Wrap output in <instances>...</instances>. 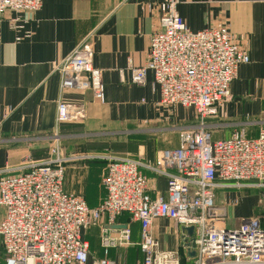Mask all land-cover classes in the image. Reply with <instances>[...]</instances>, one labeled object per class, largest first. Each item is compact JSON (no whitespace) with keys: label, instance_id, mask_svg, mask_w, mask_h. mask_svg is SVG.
Segmentation results:
<instances>
[{"label":"built area","instance_id":"built-area-1","mask_svg":"<svg viewBox=\"0 0 264 264\" xmlns=\"http://www.w3.org/2000/svg\"><path fill=\"white\" fill-rule=\"evenodd\" d=\"M179 3L161 0L147 5L158 13L157 28L150 35L146 62L131 69V82L143 86L150 72L160 104L190 108L199 123L182 130L179 146L160 152L154 164L111 154L66 155L54 139L47 162H29L15 175L0 170L4 264H116L107 257L108 251L132 245L127 226L108 229L122 214L139 224L136 246L141 264H181L183 256L191 264H264V228L258 218L227 229L222 218L209 216L217 209L215 190L224 184L264 190V131L256 138L241 130L229 139L212 141L204 123L230 100V84L249 56L225 27L190 31L177 12ZM41 7L42 0H0V22L7 12L16 14L14 21L19 22L22 14ZM29 37V33L23 36ZM92 59L88 37L52 68L60 74L62 91H90L96 102L103 103L101 72ZM84 117L82 106L58 102V125ZM88 160L106 162L102 177L106 195L95 208L63 188L65 165ZM146 171L165 179V196L149 195ZM159 219L171 220L184 231L192 229L182 244L185 255L160 249L153 236V223ZM90 227H101L102 257L90 259L89 244L82 238Z\"/></svg>","mask_w":264,"mask_h":264},{"label":"crops","instance_id":"crops-1","mask_svg":"<svg viewBox=\"0 0 264 264\" xmlns=\"http://www.w3.org/2000/svg\"><path fill=\"white\" fill-rule=\"evenodd\" d=\"M160 1L42 0L38 12L22 14L19 22L12 12L4 15L0 22V170L15 175L29 162H47L54 139L66 155L111 154L149 164L155 163L160 152L179 146L181 131L198 124L192 112L161 105L150 72L143 86L131 82V69L146 62L150 35L157 28L158 13L147 5ZM177 12L192 32L225 27L249 56L230 84V100L205 123L212 141L229 139L241 130L246 137L256 138L264 131V0H180ZM28 33L30 37L23 38ZM19 37L22 40L16 41ZM88 37L92 65L101 72L103 103L96 102L90 91H62L60 74L52 68ZM60 101L82 106L84 119L58 125ZM252 104L259 106L254 116L244 117L241 108ZM105 166L104 160L66 164L64 191L82 196L89 208L97 207L106 195L102 185ZM145 174L149 195L165 196V179L149 171ZM250 192L253 197L245 208L253 214L244 218L258 217L263 189L224 184L215 190L216 208L226 216L230 206L238 205V196ZM3 214L0 207V219ZM116 225L130 229L132 245L110 249L107 257L116 264H141L142 254L136 246L139 224L122 214ZM100 235L101 227L82 233L90 259L103 256ZM153 236L162 250L187 252L182 244L190 235L171 220H156Z\"/></svg>","mask_w":264,"mask_h":264},{"label":"rangeland","instance_id":"rangeland-1","mask_svg":"<svg viewBox=\"0 0 264 264\" xmlns=\"http://www.w3.org/2000/svg\"><path fill=\"white\" fill-rule=\"evenodd\" d=\"M255 106H257V105L252 104V105L243 106V108H241V109H243V112H242L243 116L244 117L245 116H249V117L254 116ZM257 107H259V106H257ZM181 108H183V107H181ZM183 109H186V110H189L190 112H192L196 122L199 123V117L196 115V113L192 109H190V108H183ZM207 120H211V118L205 119L204 123H206ZM251 194H252V192H250V194H247V193L240 194L238 196V202H239V203L237 202L238 205L235 208L230 206L229 210H227V212H226V216L224 215L225 218L222 217V219L226 221V228L227 229H233L234 225H235V223H237V221L246 220V218H244V217H247V216L253 214V212L250 209L245 208V204L249 203L253 197V194L252 195ZM233 198H235V197H233ZM259 198H260L261 204H260V207H259L256 215H258L259 217L260 216L264 217V194L261 195ZM256 205H258L257 202H256ZM247 219H249V218H247ZM3 256H4V254H3V250H2L1 242H0V260L1 261L3 259ZM181 264H191V262H189V261L187 262L185 259V256H183L181 258Z\"/></svg>","mask_w":264,"mask_h":264},{"label":"water","instance_id":"water-1","mask_svg":"<svg viewBox=\"0 0 264 264\" xmlns=\"http://www.w3.org/2000/svg\"><path fill=\"white\" fill-rule=\"evenodd\" d=\"M209 216L210 217H216V218H222V217H224V211L223 210L214 209V210H211L209 212ZM110 228L111 229H125L126 226L114 225V226H111ZM187 232H188L189 235H191L192 229L191 228L187 229Z\"/></svg>","mask_w":264,"mask_h":264},{"label":"trees","instance_id":"trees-1","mask_svg":"<svg viewBox=\"0 0 264 264\" xmlns=\"http://www.w3.org/2000/svg\"><path fill=\"white\" fill-rule=\"evenodd\" d=\"M254 218H258L260 221H261V223H262V226H263V228H264V217H254Z\"/></svg>","mask_w":264,"mask_h":264}]
</instances>
